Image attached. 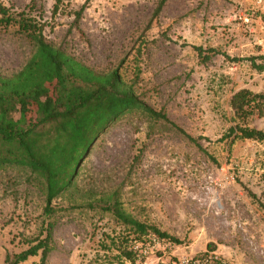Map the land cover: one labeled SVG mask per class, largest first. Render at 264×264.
I'll use <instances>...</instances> for the list:
<instances>
[{
  "label": "rangeland",
  "instance_id": "obj_1",
  "mask_svg": "<svg viewBox=\"0 0 264 264\" xmlns=\"http://www.w3.org/2000/svg\"><path fill=\"white\" fill-rule=\"evenodd\" d=\"M55 0H0L13 12L45 22L44 36L99 73L120 70L152 109L197 140L192 144L171 124L152 122L139 111L108 126L80 164L73 197L118 192L126 212L180 241L150 235L135 243L134 264H179L212 256L218 264H264V142L226 139L233 126L231 96L240 89L261 91L264 73L246 57L264 54L252 33L233 21L236 0H69L52 17ZM84 8L77 26L73 12ZM252 29L259 32L260 15ZM220 54L202 63L192 47ZM33 46L13 29L0 31V74L18 72ZM225 57L238 58L234 63ZM250 128L264 130V117ZM69 194L43 212L44 193L29 171L0 170V264L27 249L50 224L45 264H104L115 255L103 250L106 234L119 232L110 214L75 208ZM43 237V235L41 236ZM102 241L103 244H102ZM115 264H121L114 261ZM21 264H40V255ZM123 264H130L125 262Z\"/></svg>",
  "mask_w": 264,
  "mask_h": 264
},
{
  "label": "trees",
  "instance_id": "obj_2",
  "mask_svg": "<svg viewBox=\"0 0 264 264\" xmlns=\"http://www.w3.org/2000/svg\"><path fill=\"white\" fill-rule=\"evenodd\" d=\"M68 1L55 0L52 17L64 13V4ZM164 4L165 0L159 1L154 18ZM83 11L82 7L72 13V26H77ZM45 26V22L28 12H13L0 2V31L13 29L33 46L30 58L18 72L10 76L0 74V170L15 166L29 171L41 185L43 212L47 216L53 212V202L65 193L69 194L72 207L97 208L110 214L120 229L118 233L104 235L109 245H104L103 250L116 252L104 264H115L114 261L134 264L136 252L131 246L145 242L150 235L180 244L177 239L126 212L117 191L98 195V198L93 193L80 195V203H76L75 190L70 192V189L80 164L99 136L110 124L132 111H139L152 122L171 124L192 144L196 145L197 140L172 124L163 110L156 111L140 99L135 92L139 69L132 81H126L120 72L124 60L111 71L96 72L49 43L44 36ZM192 48L202 63L220 54L216 49ZM225 59L234 63L246 60L256 73H264V54L242 60ZM229 107L234 125L217 142L232 138L263 143L264 130L250 128L247 121L264 117V85L260 92L238 90L231 96ZM50 228V224L44 225L40 237L24 251L8 255L5 264H21L38 255L40 264H45L50 250Z\"/></svg>",
  "mask_w": 264,
  "mask_h": 264
},
{
  "label": "built area",
  "instance_id": "obj_3",
  "mask_svg": "<svg viewBox=\"0 0 264 264\" xmlns=\"http://www.w3.org/2000/svg\"><path fill=\"white\" fill-rule=\"evenodd\" d=\"M254 13L260 15L259 32L261 35L256 36L255 29H252L254 20ZM233 21L243 31L252 33L251 42L254 47L264 51V0H236L235 13ZM218 263L217 259L212 256H206L202 259H185L179 264H214Z\"/></svg>",
  "mask_w": 264,
  "mask_h": 264
},
{
  "label": "crops",
  "instance_id": "obj_4",
  "mask_svg": "<svg viewBox=\"0 0 264 264\" xmlns=\"http://www.w3.org/2000/svg\"><path fill=\"white\" fill-rule=\"evenodd\" d=\"M258 54H261V53H258ZM259 76H262V74H259ZM263 85H264V80L262 81L261 91H262V89H263ZM250 91L255 92V91H253L252 89H251Z\"/></svg>",
  "mask_w": 264,
  "mask_h": 264
}]
</instances>
